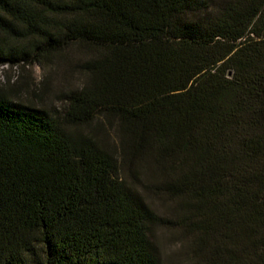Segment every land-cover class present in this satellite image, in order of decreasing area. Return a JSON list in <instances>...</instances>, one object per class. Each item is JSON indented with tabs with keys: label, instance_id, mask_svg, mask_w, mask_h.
I'll return each mask as SVG.
<instances>
[{
	"label": "trees",
	"instance_id": "obj_1",
	"mask_svg": "<svg viewBox=\"0 0 264 264\" xmlns=\"http://www.w3.org/2000/svg\"><path fill=\"white\" fill-rule=\"evenodd\" d=\"M24 24L17 28L14 22ZM82 79L0 84V264H264V0H0Z\"/></svg>",
	"mask_w": 264,
	"mask_h": 264
},
{
	"label": "rangeland",
	"instance_id": "obj_2",
	"mask_svg": "<svg viewBox=\"0 0 264 264\" xmlns=\"http://www.w3.org/2000/svg\"><path fill=\"white\" fill-rule=\"evenodd\" d=\"M14 25L20 29L24 27V24L16 21ZM42 43V39L35 35H28L24 38L13 37L0 30V46L7 54L12 52L22 55L24 51H27L34 55L43 46ZM64 53L68 56L67 59H61L60 56L50 59L40 57V62L38 60L24 66L21 65V62L12 66L8 63L2 64L0 65V84L7 82L23 84L21 93L26 97H32L41 88L47 87V102L60 110L64 105V100L59 97V93L73 88L82 79L78 68L69 70L67 66L69 62H76L78 58L86 57V53L78 50L75 46H71ZM153 238L158 245L164 264H184L185 255L181 253V237L171 230L158 227Z\"/></svg>",
	"mask_w": 264,
	"mask_h": 264
}]
</instances>
